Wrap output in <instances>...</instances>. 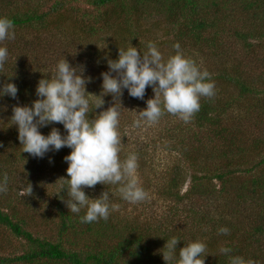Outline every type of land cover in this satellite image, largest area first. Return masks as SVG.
Returning a JSON list of instances; mask_svg holds the SVG:
<instances>
[{
  "label": "trees",
  "instance_id": "16d2710c",
  "mask_svg": "<svg viewBox=\"0 0 264 264\" xmlns=\"http://www.w3.org/2000/svg\"><path fill=\"white\" fill-rule=\"evenodd\" d=\"M40 1L43 3H38ZM240 2L236 0L77 2L76 0H0V16L13 21L16 36L15 42L11 45L0 42V46L6 47L9 53L6 62L0 66V75L3 74V78L6 79L4 83H13L17 88L15 99L7 95L0 97V112L5 102L10 103L12 107L30 105V100L18 101L23 95L29 96L31 86L27 80L33 74L23 66L20 68L18 63L26 62L30 60L28 57H31V61L35 63L42 60L43 64L50 62L55 66L58 60L53 54L57 45L63 41H57L55 35L59 33L60 28L68 27L67 25L73 34L71 38H66L61 43V51L72 67H77L74 54H80L75 49V44L85 53L97 56V59L104 57L107 63L108 59L117 58L118 49L127 48L128 43L123 40L124 38H128L130 44L143 54L149 42L147 35H153L157 30L152 27L164 23L170 26L169 41L179 44L185 41L193 45L196 50H200L216 45L211 38L221 32L219 28L224 30L230 21L240 19L246 25V19L253 14L252 23L255 25L250 31L233 33L235 39L252 54L256 45H252L249 41L264 38V0ZM85 5L95 10L102 8L103 15L100 17L85 11ZM106 14L110 16L106 17ZM154 14L157 16V24L150 29L149 22L154 21ZM112 16L118 21L110 22ZM115 22L121 24L108 35L104 30L113 26ZM145 36L146 41L141 42V38ZM104 40H106L105 48H96L99 42ZM72 44L75 51L69 53L67 49L72 47ZM260 44L257 45L258 49L261 47ZM155 45L158 47L157 44ZM11 47L17 48V51H10ZM64 51L67 53L64 54ZM173 52L174 50L171 54ZM223 56L225 57V52ZM11 61L15 63L14 66L10 64ZM239 71L240 67L237 66L231 77L226 74V70L216 76L208 71L215 82V95L211 98L201 97L199 111L188 122L173 123L168 128L167 134L162 136L168 143H174V150L187 163L192 175H190L191 189L180 196L179 188L184 178L180 174L179 166L167 167L165 172L167 175L161 183L158 182L159 187L156 189L158 199L174 208L183 198L194 200V204L201 202V205L209 207V211H203L204 213L198 218H194L193 213L188 211L186 212L188 219L185 217L180 223L175 224L165 220L166 223H162L165 224L164 227L161 223L154 225L153 222H148L146 216L135 212H132L124 222L110 212L106 220L82 223L79 216L84 214V210L81 209L79 214H73L68 211L64 203L63 199H68L65 191L61 190L57 194L63 183L59 179L68 178L65 172L67 163L63 158L71 150L61 147L58 151L50 150L45 153L43 158L31 156L27 152H22L17 140L16 127L11 125V122L7 127L5 123L0 130V180L15 173L19 169L18 164L22 163L26 166L34 164L45 166L47 163L51 167L49 172L54 173L56 177L44 184H36L29 180L18 182L19 185L14 191L9 188L2 195L4 201L0 199V228H5L14 238L22 239L27 248L19 255L15 252L11 253L7 248L6 252L0 253V264H165L161 249L173 236L179 240L176 245L177 251L189 241L198 240L205 243L204 255L207 256L204 258V264H229V256H242L245 260L252 259L256 264H264V141L260 137L253 136L254 133L239 122L241 110L245 116L251 113L254 121L261 118L260 113L264 115V89L257 86L260 84L257 79L255 81L243 79ZM34 76L43 75L38 72ZM225 81L234 86L236 101H225L219 96L218 82ZM94 94L97 96L96 93ZM124 96L118 102L121 103V109H119L117 131L121 130L122 118L129 121V118L134 119L130 113L125 112L124 107L126 102L134 97L129 96L126 89ZM152 97L151 87L146 86L143 98L135 99L145 103ZM243 100L245 101L242 103ZM95 104L90 100V109ZM103 110H106V107L102 105L93 109L89 118ZM233 120L236 131H232L228 126L233 125L231 124ZM53 127L62 135L65 134L63 126L59 123H51L38 130L41 134L47 135ZM232 132L235 133L232 135ZM5 134L13 142L18 143L17 147H13L12 141L9 137L5 138ZM159 146L164 148L163 144ZM204 146L208 147L209 155L202 157L199 150ZM211 146H217L213 154ZM125 148L121 144V150L126 151ZM119 156L122 160L121 151ZM137 164L140 165V160ZM142 165L144 164H141V168ZM21 178L23 180L22 176ZM7 181L8 179L6 183ZM148 182L150 184V181ZM27 184L31 185L30 193L40 191L49 198L47 203L54 210V219L51 221L45 217L41 225L45 223L53 225L50 228L51 232H54L52 237L34 236L29 231L33 219L28 218L23 209H27L26 206L31 204L30 199L33 196H27L28 193L24 191ZM47 190L50 191L49 194ZM83 190L89 198H97L102 192L107 191L110 203L121 206L127 202L121 199L116 185L97 183L92 188L85 187ZM22 192L26 194L20 196L19 193ZM191 192H195L194 196ZM213 200L221 201L222 205H217L220 206L217 210L221 209L222 212L211 210ZM249 205L250 207L247 208ZM228 207L231 208L230 212ZM230 215L238 220L237 225L229 221ZM240 218L243 220L240 221ZM221 226L229 229L227 235L218 234L217 230ZM7 246L5 237L0 235V248ZM220 247L230 248L231 252L227 255L221 254Z\"/></svg>",
  "mask_w": 264,
  "mask_h": 264
},
{
  "label": "clouds",
  "instance_id": "9594fccd",
  "mask_svg": "<svg viewBox=\"0 0 264 264\" xmlns=\"http://www.w3.org/2000/svg\"><path fill=\"white\" fill-rule=\"evenodd\" d=\"M13 21L0 16V42L15 38ZM174 50L167 59L162 57L156 45L149 41L142 54L128 42L126 49H118L115 60L108 59V71L101 73L102 92L118 97L122 89L129 96L142 99L144 90L151 87L153 97L145 101V107L136 112L138 121L155 122L166 111L188 122L200 109L201 97L215 95V82L207 70H201L196 63L186 57L179 43L172 45ZM8 49L0 46V66L8 59ZM113 73L115 75H113ZM90 78L83 75V67H72L61 58L56 62L54 74L41 78L35 87V100L30 105H15L10 117L11 125L17 129V140L22 152L43 158L45 153L67 147L71 151L63 159L67 163V179L58 193L64 190L68 199H63L68 211L79 214L82 223L106 220L110 211L119 208L110 203L109 193L102 192L97 198H89L84 188H92L97 183L117 186L121 199L136 203L146 197L144 189L136 178L137 154L130 152L121 160V136L117 131L119 109L114 103L106 110L89 118L93 109L100 108L103 100L87 93L86 84ZM17 88L13 83L0 84V97L7 95L16 98ZM98 97V103L90 109V99ZM138 121H134L137 123ZM51 123L63 126L65 134L53 127L47 135L38 130ZM51 162V161H49ZM7 177L0 180V193L7 190ZM28 194L31 185L24 188ZM218 234L227 235L226 226L218 228ZM178 238H169L161 249L165 264H204L206 244L189 241L176 250ZM219 252L227 255L230 248L220 247ZM229 264H256L242 256H229Z\"/></svg>",
  "mask_w": 264,
  "mask_h": 264
},
{
  "label": "rangeland",
  "instance_id": "374dc122",
  "mask_svg": "<svg viewBox=\"0 0 264 264\" xmlns=\"http://www.w3.org/2000/svg\"><path fill=\"white\" fill-rule=\"evenodd\" d=\"M77 1H83V0H76ZM239 3L242 0H236ZM247 1V0H246ZM38 3H43V1H40ZM84 10L92 13L94 15L102 16L103 15V9L95 10L91 6L85 5ZM110 16L109 14H106V17ZM250 17L247 18L246 25L243 23V20H234L230 21L225 27L221 29V32L218 33L217 36L214 38H211V41H215L216 45L213 46H207L206 48H200V50H196L193 45L190 43H186L183 41L180 43V48L183 52V54L191 58L199 67H201L203 70H208L211 72V74L214 76L219 75L220 72L226 70V74H228L229 77H231L235 70V68L238 66L240 67L239 74L243 77V79L247 81H255L256 79L260 82L257 86L259 88L264 89V38L258 39V40H252L249 41L252 43V45H256V47L253 49L254 53H250L247 48L245 49L241 43H239L233 33L235 32H242V31H250L252 27H254L255 24L252 22L253 20V14L249 15ZM154 21H150V29L152 26H155L157 24V16L154 14ZM111 21H118L115 16H112ZM256 20V19H255ZM121 23L115 22L113 26H109L107 30V34L115 30ZM250 24V25H248ZM69 27V25H67ZM63 27L60 28L58 31L59 33L55 35L57 41L64 39L71 38V35L73 34L71 32V28ZM98 27V26H95ZM154 29H157L154 31V34L147 35V38L149 41L154 42L158 45V50L161 52L162 57L164 59H167V57L171 54L173 48L172 45L173 42L169 41L171 38L170 34V26L166 25L164 23H160L158 27H152ZM109 35V34H108ZM107 35V36H108ZM102 38V36H101ZM146 36L144 38H141V42L146 41ZM16 40V36L12 40H4L3 42L6 44L9 43L10 45L13 44ZM127 43H130V40L128 38H124ZM171 40V39H170ZM61 41V43L63 42ZM106 40L99 42L96 48H105V42ZM263 42V43H262ZM57 45V49L55 50L53 57L57 60L63 58V52L62 44ZM262 43V44H260ZM261 45L260 49H258ZM68 48V52L75 51V49L80 53L75 55L74 54V61L77 63L76 68L83 67V75L85 77L90 78V82H88L85 86L86 92H89L92 95L97 94L98 97H100L103 100V107H106V109L111 106L114 103H118L121 98L124 96V89L121 90V94L118 97H112V95L105 94L101 91V73L108 71L107 63H105V58L100 57V59H97V56L94 54H87L84 51H82L80 46H77L75 44V49L73 50L74 46ZM10 51H17V48L11 47ZM82 51V52H81ZM219 52H223L222 54H219ZM225 52V57L223 56ZM67 52L64 51V54ZM73 53V52H71ZM91 53H93L91 51ZM30 60L26 62H19L18 66L21 68L22 66L24 68H27L30 73H26V75H30L27 80L28 84L31 86V91L29 93V96H22V98L19 99L18 102L21 100L27 101L30 100V104L33 100H35L37 97L35 96V87L37 84V81L40 78H47L51 77L54 74L55 66L52 65L50 62L47 64H43L42 60H38L37 63L35 61H31V57H28ZM31 61V62H30ZM10 64L14 66V62L11 61ZM38 72L42 73V77H35L34 74H37ZM99 73L100 75H98ZM113 75H115L113 73ZM4 81H6L5 78H3V74L0 75V84H4ZM216 81V80H215ZM25 82V81H24ZM234 86L225 82H218V88L219 96L225 100V101H236L235 94L236 91L234 90ZM96 96V95H95ZM91 98L90 100L94 103H98L99 98ZM125 97V96H124ZM245 100L242 101V103ZM241 103V104H242ZM251 103V102H250ZM10 103L5 102L3 108H1L0 112V130L3 127L5 123H7V127L10 124V117L12 115V106L9 105ZM17 104V103H16ZM121 105V103H119ZM126 108L127 113H130L131 117L134 119L126 120L125 118H122L121 123V130L118 131L119 135L121 136V143L122 147H126V151L121 150V154L123 159L127 156L130 152H135L137 155V161L140 160V165H138L136 170V178L138 180L139 185L144 189L146 193V197L144 200L131 203L126 202L119 206L118 209L114 211H110L112 214H116L115 216L120 221H127V219L130 217L132 212H135V214H138L141 216H146L148 222H153L154 225H157L158 223H166L165 220L168 222L175 223L179 222L181 220H184L185 217L188 219L187 213L188 211H191L195 217H200L205 211H209V207L206 205H201V202H195L194 200H188L183 198L182 202H179L176 204L175 208L171 206L170 204H167L165 201H161L158 199V195L156 192V189L159 187V183H161L167 174H165L166 169L172 168L174 166H179L180 174L183 176V182L182 185H180V193L179 195H183L186 192H189L191 189V179L190 175H192L191 169L189 170L187 163L182 160L178 152L174 150V143H168L167 140H165L162 136H165L167 134L168 128L173 123H178L183 120H181L177 115L169 114L166 111L159 117V119L155 122H148V121H138V117L136 112H139L141 109L145 107V103H142L140 100H137L135 98H131L130 101L126 102ZM248 113V112H247ZM249 115L244 114V112L241 110L239 122L240 125H245L248 130H250L253 134V136L260 137L262 141H264V115L260 113V117L257 121H254L253 118H251V113H248ZM126 117V116H124ZM134 121H138L137 123H134ZM233 125H228L231 127L232 131H236L235 120L232 121ZM14 127H16L14 125ZM235 132H232V135ZM6 136V134H5ZM9 136H6L7 138ZM231 137V134L230 136ZM3 139V138H2ZM10 141L13 143V147H17V142H13V140L9 137ZM240 139V137H239ZM163 144L164 148L160 147L159 145ZM209 147V145H208ZM208 147L204 146L199 150V154L204 156L209 155V149ZM5 148V147H4ZM3 148V149H4ZM212 148V154L215 151V148L217 146H211ZM124 150V148H123ZM6 150H3V152ZM180 158V159H179ZM122 159V160H123ZM142 165L141 168V164ZM23 164V165H22ZM18 164L19 169L15 173H11L9 176H7V189L11 188L13 191L17 188L19 183H22L23 181L29 180L36 184L41 183H49V181L56 177L54 173L49 172V168H51L47 163H45V166H37L34 165H24V163ZM168 167V168H167ZM140 168V169H139ZM23 174V175H21ZM23 177V180L21 176ZM150 181V184H148ZM19 182V183H18ZM157 182V185L154 186V184ZM159 182V183H158ZM49 188V187H48ZM47 188V189H48ZM217 188V185H216ZM215 188V189H216ZM17 191V190H16ZM6 192V191H5ZM5 192L0 193V199H2V195L5 194ZM48 194L50 191H48ZM26 192L19 193L20 196L25 195ZM195 194V192H191V195ZM29 197L33 196L30 199L31 204L26 206L27 209H23L24 214L28 218L33 219L34 225L31 224V227L29 231L34 235L39 236H45L52 237L54 232H51L50 228L53 225H41L42 219L44 220L45 217L53 221L54 217V210L52 207H50V204L47 203L49 201L48 196H46L44 193L34 192L27 194ZM191 196V197H193ZM217 197V196H213ZM3 200V199H2ZM4 201V200H3ZM123 201V200H122ZM47 203V204H46ZM211 205V210L216 212H222V210H217L218 207H220L221 201H215L213 200ZM220 205V206H217ZM250 205L247 207L249 208ZM204 211V212H203ZM231 211V208L228 207V212ZM229 221L232 222L234 225L238 224V220L234 219L232 215L229 216ZM243 220V218H240V221ZM47 221V220H45ZM165 224H162V227H164ZM164 229V228H163ZM0 235L5 237V243L8 245L5 248H0V253L3 251H7V248L11 251V253L15 252L17 255L21 253V251L25 250L27 248L26 243L20 239V238H14L9 232L6 231L5 228H0Z\"/></svg>",
  "mask_w": 264,
  "mask_h": 264
}]
</instances>
